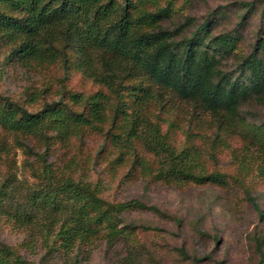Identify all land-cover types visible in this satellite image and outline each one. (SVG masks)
<instances>
[{"label": "trees", "instance_id": "16d2710c", "mask_svg": "<svg viewBox=\"0 0 264 264\" xmlns=\"http://www.w3.org/2000/svg\"><path fill=\"white\" fill-rule=\"evenodd\" d=\"M188 4L189 0L180 4L175 0H0V47L5 48V60L32 65L58 62L62 69L57 96L43 99L37 108L0 94V127L11 132L23 150L31 149L27 137L44 144L42 152L34 151L45 179L33 190L34 200L46 204L48 212H67L58 216L56 224L50 214L43 219L40 235L46 250L80 245L101 227L112 237L119 231L115 226L119 213L145 206L136 198L110 201L99 194L97 182L55 174L46 160L49 145L71 134L100 133L98 150L105 144L126 146L132 154L131 169L138 164L155 179L225 181V172L201 166L193 130L186 128L179 145L172 140L178 112L187 111L190 118L213 126L208 156L237 133L262 154L257 155L262 159L258 168L264 172V123L249 121L238 111L240 100L264 94V3L257 8L259 23L247 50L241 46V30L256 11L253 0L239 1L233 26L216 32L211 27L221 10L212 9L186 27L191 16L183 10ZM178 11H183V20L165 25V19ZM233 51L239 55L235 78L216 65L220 53ZM71 70L97 86L87 92L65 86ZM48 89L29 90L27 99L43 97ZM165 114L169 119L162 130L160 119ZM136 143L151 157L141 154ZM7 149L0 138V151ZM123 153L119 147L114 159H121ZM3 186L4 182L0 194L6 192ZM246 197L252 199L248 193ZM5 213L19 224L34 221L29 214ZM253 238L261 249L264 234ZM0 264L29 262L15 246L0 240Z\"/></svg>", "mask_w": 264, "mask_h": 264}, {"label": "rangeland", "instance_id": "374dc122", "mask_svg": "<svg viewBox=\"0 0 264 264\" xmlns=\"http://www.w3.org/2000/svg\"><path fill=\"white\" fill-rule=\"evenodd\" d=\"M181 1L175 0L176 4ZM239 1L250 0H189L183 11L191 16V23L186 22L185 26L191 27L213 9L221 13H215L212 32L230 28L236 20ZM253 1L256 11L241 30V46L245 50L259 23L257 8L264 3V0ZM183 11L165 19L164 24L171 26L183 20ZM261 18L264 20V15ZM4 55L5 48L0 47V94L30 109L37 108L43 99L57 96L62 76L58 62L23 64L5 60ZM238 59L236 51L220 53L216 65L235 78L239 74ZM63 83L83 92L97 86L78 70H71ZM44 86L49 89L43 97L27 99V91ZM238 111L249 121L264 123V94L240 100ZM178 114L170 131L172 140L178 145L182 143L189 127L195 132L192 139L200 149L201 166L205 170L215 168L225 172L226 180L196 183L155 179L138 164L131 169L132 154L126 146L105 144L98 150L102 143L100 133L84 130L71 134L68 139L49 145L46 160L55 174L97 182L99 194L110 201L136 198L145 206L119 213L115 220L119 231L112 237L101 227L80 245L48 250L41 240L40 225L47 214L55 216L52 222L56 224L58 216L67 212L62 209L48 212L49 207L32 196L33 190L44 185L41 161L34 152H42L44 144L27 137L25 141L31 149L23 150L14 142L11 132L0 127V138L8 144L6 151H0V186L4 182L6 190L0 194V240L15 246L29 264H264V242L258 249L253 238L264 234V172L258 168L262 159L257 156L262 154L255 145L234 133L227 138L226 145L208 156L213 126H205L198 117L190 118V112ZM167 116L160 119L162 130L167 126ZM136 146L141 154L151 157L149 152L141 150L140 144ZM119 147L124 153L115 160ZM6 211L29 214L34 221L19 224Z\"/></svg>", "mask_w": 264, "mask_h": 264}]
</instances>
